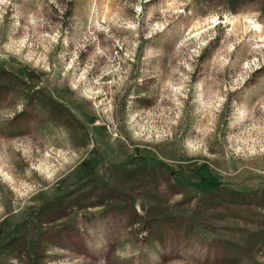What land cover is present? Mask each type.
Here are the masks:
<instances>
[{
	"label": "rangeland",
	"instance_id": "1",
	"mask_svg": "<svg viewBox=\"0 0 264 264\" xmlns=\"http://www.w3.org/2000/svg\"><path fill=\"white\" fill-rule=\"evenodd\" d=\"M0 264H264V0H0Z\"/></svg>",
	"mask_w": 264,
	"mask_h": 264
}]
</instances>
